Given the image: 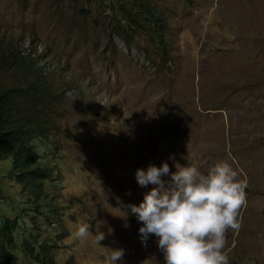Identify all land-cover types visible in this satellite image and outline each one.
I'll return each instance as SVG.
<instances>
[{
  "label": "rangeland",
  "instance_id": "rangeland-1",
  "mask_svg": "<svg viewBox=\"0 0 264 264\" xmlns=\"http://www.w3.org/2000/svg\"><path fill=\"white\" fill-rule=\"evenodd\" d=\"M150 1L165 52L147 30L125 42L108 0H0V93L13 89V118L41 120L54 147L40 162L62 209L53 264H103L117 248L121 264H164L126 208L153 187L136 170L164 161L204 173L227 161L247 180L225 252L229 264H264V0ZM10 167L0 159V218L29 205ZM81 223L91 228L77 239Z\"/></svg>",
  "mask_w": 264,
  "mask_h": 264
},
{
  "label": "clouds",
  "instance_id": "clouds-1",
  "mask_svg": "<svg viewBox=\"0 0 264 264\" xmlns=\"http://www.w3.org/2000/svg\"><path fill=\"white\" fill-rule=\"evenodd\" d=\"M135 177L139 186H153L139 205L126 206L142 225L138 230L142 246L147 247L155 236L164 264H229L228 233L242 226L248 182L238 178L227 161L206 173L190 164H176L172 172L164 161L159 167L138 168ZM90 228L89 223L79 224L75 238H86ZM94 239L100 244L105 233L97 228ZM124 255L123 248L110 249L103 264H121Z\"/></svg>",
  "mask_w": 264,
  "mask_h": 264
},
{
  "label": "trees",
  "instance_id": "trees-1",
  "mask_svg": "<svg viewBox=\"0 0 264 264\" xmlns=\"http://www.w3.org/2000/svg\"><path fill=\"white\" fill-rule=\"evenodd\" d=\"M108 4L118 35L125 42L129 43L138 29L147 30L165 52L162 34L165 22L150 0H108ZM27 88L38 94L34 87ZM15 102L13 89L0 93V159L11 160L14 180L21 186L29 205L22 208V214L0 218V264H53L58 247L56 236L62 231L56 216L62 209L56 207L59 203L46 187L49 188L51 178L40 162L44 151L54 147L41 120L26 115L13 118ZM39 217L47 221L53 238L42 236L36 223Z\"/></svg>",
  "mask_w": 264,
  "mask_h": 264
}]
</instances>
